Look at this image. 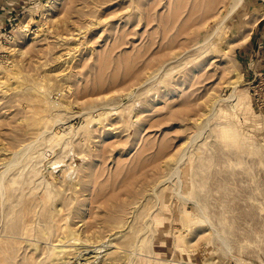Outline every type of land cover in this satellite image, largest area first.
I'll return each instance as SVG.
<instances>
[{"label": "rangeland", "instance_id": "374dc122", "mask_svg": "<svg viewBox=\"0 0 264 264\" xmlns=\"http://www.w3.org/2000/svg\"><path fill=\"white\" fill-rule=\"evenodd\" d=\"M236 1L0 0V85L56 104L0 99V264L64 235L52 264H264V1Z\"/></svg>", "mask_w": 264, "mask_h": 264}, {"label": "bare ground", "instance_id": "6f19581e", "mask_svg": "<svg viewBox=\"0 0 264 264\" xmlns=\"http://www.w3.org/2000/svg\"><path fill=\"white\" fill-rule=\"evenodd\" d=\"M241 1L242 0H237L236 3L233 6H231L229 9H227L225 16H227L229 13H231L232 10ZM262 16H263V13L262 12H260V13L253 12L249 16V18L247 19V23L246 24H252L253 25ZM244 27H245L244 28V31L248 35V33H249L250 30H247L248 31V33H247V31H246V25ZM245 37L243 35L240 38H241V40L242 39L244 40ZM205 63L206 62H204L203 64H205ZM22 80H18V82L20 83V87L17 90H16V82H14V84H10L9 83V84L4 85V86L3 85H0V99L7 98L8 100H10L13 97H16V94H17L16 91H18L20 94H17V95L21 96L22 99H25L27 101L28 106H29V110L31 112H33V114L38 115V116L32 115V117L30 118V122H33V123H35V121L36 122H45V120H44L45 119V115L44 114H46L47 112H49L56 104L55 103H52V101L46 96L47 91H48L47 89H45V88H43V89L37 88V86L33 83V81L31 79L24 78ZM15 81H16V79H15ZM26 145H29V144H26ZM21 148H23V147H21ZM17 153L18 152H16V154ZM15 156L13 157V159H10L8 165L11 164V163H13L15 161ZM10 166H12V165H10ZM4 172H5V170L0 173V187L1 188L3 187V179H4L3 178V173ZM2 189H4V187ZM51 216H54V215H51ZM66 237L67 236L64 235L61 238H57L55 240V242H52L51 243L52 248H54V252H55L54 255L55 256H53V259L50 261V264L57 263L58 262V261H56L58 259V256L57 255H62V254H65V253L68 252V250L64 248V247H68V245L65 246L66 245V240H67ZM95 247H97V246H95ZM105 247H107V249H110V246L109 245H107ZM1 249L4 251V253H6V250L4 248H1ZM97 249L98 248L92 249L91 253H94L95 254V252H96ZM69 253L70 252H68L67 254H69ZM107 253H109V254H115L116 253V250H113V251L111 250L110 252H107ZM96 255H98V254H96ZM1 262H2V260H1Z\"/></svg>", "mask_w": 264, "mask_h": 264}, {"label": "crops", "instance_id": "0c3cea01", "mask_svg": "<svg viewBox=\"0 0 264 264\" xmlns=\"http://www.w3.org/2000/svg\"><path fill=\"white\" fill-rule=\"evenodd\" d=\"M262 19V18H261Z\"/></svg>", "mask_w": 264, "mask_h": 264}]
</instances>
